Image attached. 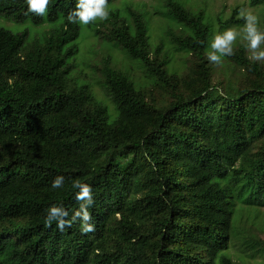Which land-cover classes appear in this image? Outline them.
Listing matches in <instances>:
<instances>
[{
  "label": "trees",
  "instance_id": "16d2710c",
  "mask_svg": "<svg viewBox=\"0 0 264 264\" xmlns=\"http://www.w3.org/2000/svg\"><path fill=\"white\" fill-rule=\"evenodd\" d=\"M198 1L156 6L179 30L156 44L148 13L122 1L111 28L89 23L82 55L75 0L44 16L0 0V17L44 25L30 37L0 24V264H235V248L264 260V59L238 39L210 61L212 35L245 13ZM249 2L264 24V0ZM74 179L92 189L94 231L45 227L50 205L79 207Z\"/></svg>",
  "mask_w": 264,
  "mask_h": 264
},
{
  "label": "clouds",
  "instance_id": "9594fccd",
  "mask_svg": "<svg viewBox=\"0 0 264 264\" xmlns=\"http://www.w3.org/2000/svg\"><path fill=\"white\" fill-rule=\"evenodd\" d=\"M26 5L25 15L34 13L44 16L49 0H24ZM110 5L108 0H75V6L69 11L67 20L69 23L88 25L90 22L105 20L109 16ZM244 23L241 26L225 28L212 35L209 41L207 57L217 64L222 62V58L233 55V45L237 40L245 42V47L250 50L251 59L258 61L264 59V29L259 25L256 15L252 13L243 14ZM64 177L57 175L51 182L52 189L62 188ZM71 188L76 190L75 199L80 201L79 207L72 211L69 218V211L62 204L50 205L46 215L43 217L45 227L55 223L56 229L63 232L70 228L79 218L80 231L89 233L94 231V224L91 222L92 216L89 208L93 204V193L89 184L80 179L71 182Z\"/></svg>",
  "mask_w": 264,
  "mask_h": 264
},
{
  "label": "rangeland",
  "instance_id": "374dc122",
  "mask_svg": "<svg viewBox=\"0 0 264 264\" xmlns=\"http://www.w3.org/2000/svg\"><path fill=\"white\" fill-rule=\"evenodd\" d=\"M122 1H127V3L131 6L130 8L136 9L138 12H141L142 14L144 12L148 13L145 15V21L148 25L152 44H156L159 42L161 37H166L168 36V32H173L174 34L178 33V29L172 26L170 31L168 29H165L166 25V20L163 19L162 16L159 14L155 13L156 6L160 5L163 0H115L114 3H108L112 9H115L116 7H120ZM205 5L206 9L214 14L219 12L222 14V16H228L232 10L236 7L239 6L240 8V13H252L259 18H261V6L258 5H252L249 0H201ZM189 4L191 3H200L198 0H188ZM133 17H131L129 20H133ZM147 18V19H146ZM108 19V20H107ZM105 25H103V30L106 31L107 29L111 28L113 26V19L112 18H107ZM6 20V21H5ZM0 24L9 27L12 29L14 32L22 31L24 29H28V34L30 37L32 36H39L42 35L44 25H34L31 21H26V22H15L9 19H4L0 17ZM259 25L262 29H264V24L260 21ZM89 24L85 26H81V38L85 37L84 40L81 42L80 46V53L79 54H84L87 50H89L90 46L88 45V36L90 34L89 30ZM168 31V32H167ZM242 41V40H240ZM96 47H101V45L97 44ZM101 49V48H100ZM248 54L250 55V50L248 49ZM106 51H102L101 54L97 53V61H101V58L104 55H107L105 53ZM96 54V52H95ZM99 54V55H98ZM81 55V56H82ZM251 56V55H250ZM115 58H116V63L121 65L124 62V58L122 53L118 52L117 54L115 53ZM136 73H139V70H137ZM95 89L99 95L102 94L101 89L98 86H95ZM263 211L262 213L264 214V206L261 208ZM261 236L264 238V230L263 232L260 233ZM235 253L234 257L235 259V264H264V260L260 256H254V258H248V257H240L238 254V250L235 248Z\"/></svg>",
  "mask_w": 264,
  "mask_h": 264
}]
</instances>
